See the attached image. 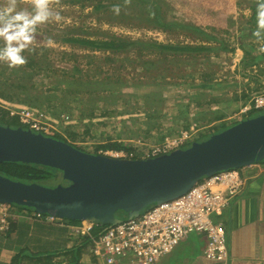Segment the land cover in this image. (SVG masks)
Instances as JSON below:
<instances>
[{
  "label": "rangeland",
  "instance_id": "1",
  "mask_svg": "<svg viewBox=\"0 0 264 264\" xmlns=\"http://www.w3.org/2000/svg\"><path fill=\"white\" fill-rule=\"evenodd\" d=\"M253 1L131 0L125 5L124 0H60L55 10L62 20L41 25L35 51L24 53L27 61L33 58L36 62L18 68L0 62V83L27 87L7 89L10 97L0 96V108L42 111L49 133L69 137L70 131L88 152L107 141H121L134 149L132 156L144 159L152 156L164 137L186 130V124L194 128L190 133L193 140L207 139L248 116L263 114L264 110H252L234 116L264 91V53L257 51L260 44L244 36L242 28L250 25ZM114 5L120 6L119 15L112 11ZM20 7L30 10V0H22ZM72 33L94 38L122 36L142 43L116 53L92 51L62 41L63 35ZM48 37L54 47L43 46ZM242 38L262 56L253 66L241 61ZM147 42L204 44L212 50L161 54ZM210 78L213 86L207 84ZM243 93L248 95L247 102L238 100ZM17 94L39 100V104L18 101ZM90 110H94L92 117L87 116ZM6 123L28 129L17 118L2 125ZM39 183L52 188L65 180L57 172L55 178ZM117 216L125 218L126 214Z\"/></svg>",
  "mask_w": 264,
  "mask_h": 264
},
{
  "label": "water",
  "instance_id": "2",
  "mask_svg": "<svg viewBox=\"0 0 264 264\" xmlns=\"http://www.w3.org/2000/svg\"><path fill=\"white\" fill-rule=\"evenodd\" d=\"M264 160L263 114L168 154L144 159L88 153L60 139L0 124V163L57 169L65 184L47 188L0 175V203L40 214L115 225L192 188L203 177Z\"/></svg>",
  "mask_w": 264,
  "mask_h": 264
},
{
  "label": "built area",
  "instance_id": "3",
  "mask_svg": "<svg viewBox=\"0 0 264 264\" xmlns=\"http://www.w3.org/2000/svg\"><path fill=\"white\" fill-rule=\"evenodd\" d=\"M252 110H264V91L256 94L234 116ZM8 118L34 132L49 133L45 114L31 108L8 109ZM1 115V114H0ZM242 121V120H240ZM190 127L174 136L164 137L162 144L152 150V156L168 154L183 149L191 141ZM113 157L122 152L107 151ZM240 169H228L203 177L183 195L155 203L144 209L138 217L124 218L120 223L108 225L98 237L92 231L100 223L81 221L74 228L75 234L88 235L92 240L91 251L106 264H116L129 257L137 264H155L169 254L190 233L204 234L207 243L204 257L213 261H226L229 257L224 223L214 217L222 214L229 201L246 183ZM11 204L0 203V230L9 228ZM42 214L37 213L40 217ZM54 220L53 215L47 216Z\"/></svg>",
  "mask_w": 264,
  "mask_h": 264
},
{
  "label": "crops",
  "instance_id": "4",
  "mask_svg": "<svg viewBox=\"0 0 264 264\" xmlns=\"http://www.w3.org/2000/svg\"><path fill=\"white\" fill-rule=\"evenodd\" d=\"M246 183L222 214L229 249L226 261L204 257L207 238L190 233L155 264H264V160L240 169ZM10 229L0 230V264H106L91 251L88 235L75 234L70 218L38 217L11 206ZM116 264H137L127 257Z\"/></svg>",
  "mask_w": 264,
  "mask_h": 264
},
{
  "label": "trees",
  "instance_id": "5",
  "mask_svg": "<svg viewBox=\"0 0 264 264\" xmlns=\"http://www.w3.org/2000/svg\"><path fill=\"white\" fill-rule=\"evenodd\" d=\"M146 1V0H145ZM98 7H102L101 4L98 5ZM249 9L251 10V14L249 17V20L247 21V23L250 25H244L243 30L246 32V34L243 33L244 36H249L252 37L253 39H256L253 36V32L256 29V0H254L250 5H249ZM241 28V30H242ZM204 33V32H202ZM242 36V35H241ZM243 38L240 40V47L241 49H243L244 51V55H242V63L246 66V65H255L258 60L259 57H262L260 55H257L254 53V47L252 45H247L244 41H242ZM62 41L65 43H69V44H77L78 46L84 48V49H91L92 51H103V52H109V53H116V52H122V51H126V50H130V48L135 47L136 45H139L140 41H138L137 39L132 40L130 38H126V37H122L119 39L118 37L115 36H110V37H105V38H100V37H91V36H87V35H79V34H69V35H63ZM148 43V42H147ZM153 44V45H152ZM148 47L154 46L160 49V53L161 54H177L180 52H190V53H200V52H204V51H210L212 50V48L209 45H204V44H197V45H191V44H184V45H173L171 44H163V43H158V42H149L148 43ZM227 48V47H224ZM234 50V49H233ZM34 62H36L35 59L33 58H28V62L27 65H32ZM2 81L0 83L1 89L0 90V96L3 98H8L9 93L8 91H6L7 89H12V90H17L19 88H22L23 90H26L27 87L26 86H22L20 87L19 85H14L11 84V82H4ZM207 84H211L212 86L214 85V83L211 81V78L209 80H207ZM216 85V84H215ZM68 89V88H67ZM18 96V94L16 95ZM248 95H246L245 93H243V95L241 96L240 99L238 100H242L243 102H247ZM252 99V98H251ZM18 101L24 102L27 104V102H31L28 103L30 105H35L34 103L39 102V100H35L32 98H28V97H19L18 96ZM4 102V101H3ZM34 102V103H32ZM211 103H220V101H211ZM39 104V103H36ZM36 106V105H35ZM8 110H4L2 108H0V124L2 125V123H5L8 119L7 117V112ZM252 112V111H250ZM94 116V110H90V112L87 114V116ZM153 117H156L157 115L153 114ZM217 120L220 119V117H216ZM247 118H251V116H248ZM246 118V119H247ZM233 123L228 127L223 128L221 131L237 124ZM6 126H11L9 123L3 124ZM184 129L189 128V124H186L183 126ZM220 131V132H221ZM219 133L215 132L214 134ZM213 134V135H214ZM211 135V136H213ZM47 136L53 137V138H57L60 139L64 142L70 143L73 146L77 147L78 149L88 152L87 150H85L83 147H81L77 142L79 141L76 137V135L70 131H68V136L69 137H64L61 136L60 134L53 132V133H48ZM210 136V137H211ZM205 139H201V140H193L191 139V141L184 146L188 147L190 145H192L194 142H199V141H203ZM98 151L103 152H107V151H115V152H122L124 154H126L127 158H134L136 159L137 156H132L134 149L130 146H127L125 144H123L121 141L117 142V141H107L105 143L99 144L95 147L94 152H88V153H94V154H98ZM52 172H49V171ZM59 172L57 169L54 168H50V167H45V166H41V165H36V164H30V163H23V162H2L0 163V175L12 179V180H16V181H21V182H25V183H39L41 181H45V180H49V178L54 177L56 173ZM66 182V181H65ZM40 184V183H39ZM11 206L13 207H20V208H24V209H31V208H27L25 206H19L17 204H11ZM33 210V209H32ZM34 211V210H33ZM35 212V211H34ZM119 213H122V211H118L117 215ZM35 214L37 215V212H35ZM49 216L48 214H42L40 217H47ZM59 218V217H56ZM127 218V214L126 217ZM124 219V218H122ZM74 223H78L80 222V220H70ZM108 225H103V224H99L97 225V227L94 228V230L92 231V237H98V235H100L103 230L106 229ZM10 229V224H9V228L7 230ZM1 231H6V230H1ZM91 238V237H90Z\"/></svg>",
  "mask_w": 264,
  "mask_h": 264
},
{
  "label": "clouds",
  "instance_id": "6",
  "mask_svg": "<svg viewBox=\"0 0 264 264\" xmlns=\"http://www.w3.org/2000/svg\"><path fill=\"white\" fill-rule=\"evenodd\" d=\"M22 0H4L0 5V62L9 68H18L27 64L25 51H35L33 45L37 40V30L41 25L55 21L60 22L62 16L55 6L60 0H30L29 8H21ZM130 5L131 0H124ZM112 11L119 15V5H114ZM260 47L258 52L264 53V0H256V29L253 32ZM44 47H54L55 42L48 37L43 41Z\"/></svg>",
  "mask_w": 264,
  "mask_h": 264
}]
</instances>
